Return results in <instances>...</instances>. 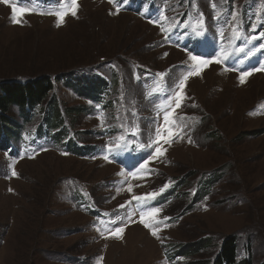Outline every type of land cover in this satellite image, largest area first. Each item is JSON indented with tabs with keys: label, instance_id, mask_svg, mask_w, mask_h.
Returning a JSON list of instances; mask_svg holds the SVG:
<instances>
[{
	"label": "rangeland",
	"instance_id": "374dc122",
	"mask_svg": "<svg viewBox=\"0 0 264 264\" xmlns=\"http://www.w3.org/2000/svg\"><path fill=\"white\" fill-rule=\"evenodd\" d=\"M128 1L78 0L76 16L57 26L54 13L70 0H0V85L46 75L56 80L47 101L10 106L2 115L0 264H218L230 238L234 264H264V70L252 71L264 66V0H253L252 19L243 15L246 0H233L235 21L223 9L226 0H198L203 16L183 24L172 12L136 11ZM12 3L32 11L13 23ZM188 52L228 59L188 78L175 110L187 118L182 138L162 145L164 156L147 166L152 172L133 177L154 151L140 145L154 137L163 110L175 108L169 93L190 70ZM144 70L156 72L153 90L135 75ZM241 71L251 73L243 83ZM55 101L59 128L48 125ZM44 124L60 131L57 144L38 136ZM109 144L122 147L109 152ZM80 186L97 212L74 203ZM153 192L157 218H169L159 238L140 222L146 209L132 199ZM98 211L106 212L103 228ZM124 225L121 238L109 236Z\"/></svg>",
	"mask_w": 264,
	"mask_h": 264
},
{
	"label": "snow or ice",
	"instance_id": "6c2138e0",
	"mask_svg": "<svg viewBox=\"0 0 264 264\" xmlns=\"http://www.w3.org/2000/svg\"><path fill=\"white\" fill-rule=\"evenodd\" d=\"M5 4H8L10 0H3ZM20 2V0H18ZM59 2V0H58ZM117 2H123V0H109V3H117ZM12 7V21L13 23H19L21 22L20 17H22L24 14L29 13L32 11V9H28L25 7H18L16 3L11 4ZM78 0H70V4L63 7L62 10L55 12L54 14L57 16V26L59 24L64 22L65 17L68 14H71L72 16H76L77 10H78ZM213 7L215 8L216 5L213 4ZM202 17V13L200 14ZM163 19H166V17H162ZM217 19H219V14L217 15ZM232 19L235 21L237 19V14L232 13ZM155 23V21H154ZM171 27H175V25H172ZM171 27L169 29L162 28L161 31H170ZM197 28L203 27V20L198 19L196 22ZM202 32H197V35H202ZM264 36V33L261 34ZM221 36H223V33H221ZM233 39L239 38L240 32L237 28L233 29L232 33ZM170 38V37H169ZM253 40L257 39L256 37H252ZM261 49H264V44L260 45ZM240 51H244L243 48L239 49ZM188 58L192 62L190 65H186V68L190 69L187 72V75H184L181 79L175 81L171 85V90L169 93V98L171 97L172 93H174L175 96V108H171L169 105L167 108L163 110V123H160L156 126L154 130V137L150 139L149 143L147 145L141 144V149H148V148H154V151L151 153V155L148 156L147 159L143 161V163L139 164V167L136 169V171L132 172L131 175L133 177H137L138 173L141 172H147L150 173L153 171V169L148 168V164L150 161L157 159L159 157H163L166 149L162 148L163 144H171L172 141L175 138H182L183 130L187 128V125L184 123V121L187 119L186 117H177L176 115V109H179L184 99L186 98L185 88H186V82L188 78L192 75H200L201 70L211 64L212 62L216 63H223L228 59V56L224 53L221 54V57H217L213 55L211 59H208L205 57V55H193L192 52H188ZM194 70V71H193ZM264 70V66L261 68H253L252 71H261ZM251 73L246 71H241L240 74V82H244V78ZM164 75V74H161ZM171 118V119H170ZM133 136H136L139 132V129L134 127L130 129ZM121 141L125 140V137L121 136L119 137ZM189 142H191V139L189 138ZM122 145L117 144L116 148H113L111 144L108 145L109 152L118 151ZM105 159H108L107 156H105ZM12 175H18V173L15 172V170H12ZM167 187H169L168 184H165L164 187L160 191H164ZM11 190V189H10ZM131 191V187L128 189ZM158 193H148L143 196H133L132 199L136 201L137 205L141 206L143 209H146L144 211H141L140 213V222L144 224L145 227L150 228L152 235L157 236L159 232L161 231V228L159 225L164 224V220L169 219L168 217H164L163 220L158 219V214L161 212V209L158 207H154L151 205V201L156 198ZM128 203H131V201H128ZM120 207H125V205H121ZM131 217H129V220ZM115 224V221L112 222ZM123 220H121V224H123ZM169 225L164 224V227L167 228ZM126 225L116 227L114 231L109 232V236H116L117 238H121L124 231H125ZM159 238V237H158Z\"/></svg>",
	"mask_w": 264,
	"mask_h": 264
},
{
	"label": "trees",
	"instance_id": "16d2710c",
	"mask_svg": "<svg viewBox=\"0 0 264 264\" xmlns=\"http://www.w3.org/2000/svg\"><path fill=\"white\" fill-rule=\"evenodd\" d=\"M169 2V4H168ZM231 2L233 0H226L225 7L223 8L226 13H232V5ZM159 4L162 5V9H165L167 13H174L179 18L184 19V17L191 13L200 15L201 13L197 10L199 9L198 0H163ZM243 15L249 14L250 19H252V15H254V1L246 0L243 3ZM173 8L177 11H173ZM203 11V10H202ZM203 16V15H202ZM262 29V28H261ZM264 32V30H263ZM55 79L50 76H39L30 81H14L12 83H6L0 85V125H6L7 119L2 117L3 113L7 112L10 106H17L20 109H23L26 105H28L29 109L34 105H38L48 100L52 91L54 90ZM99 84H103V80H98ZM48 112L52 116L48 121V125L51 127H58L61 125L60 117L58 115L59 110L55 103H52L48 107ZM27 110L25 111V113ZM27 116V115H26ZM69 127V126H68ZM59 128V127H58ZM57 128V129H58ZM71 128V127H69ZM53 129V128H52ZM60 133V131L58 132ZM60 136L58 134L57 138ZM87 191V190H86ZM77 193V192H76ZM235 243L232 238L227 239L222 244V249L219 254V259L217 261L218 264H234L235 262ZM242 264H249V261L244 260Z\"/></svg>",
	"mask_w": 264,
	"mask_h": 264
},
{
	"label": "bare ground",
	"instance_id": "6f19581e",
	"mask_svg": "<svg viewBox=\"0 0 264 264\" xmlns=\"http://www.w3.org/2000/svg\"><path fill=\"white\" fill-rule=\"evenodd\" d=\"M22 162H23V161H22ZM105 166H106V165H105ZM107 166H108V165H107ZM107 166H106V167H107Z\"/></svg>",
	"mask_w": 264,
	"mask_h": 264
}]
</instances>
